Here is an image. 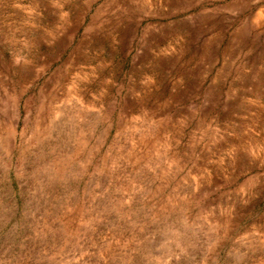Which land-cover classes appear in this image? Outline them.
Masks as SVG:
<instances>
[{
  "label": "rangeland",
  "instance_id": "374dc122",
  "mask_svg": "<svg viewBox=\"0 0 264 264\" xmlns=\"http://www.w3.org/2000/svg\"><path fill=\"white\" fill-rule=\"evenodd\" d=\"M0 264H264V0H0Z\"/></svg>",
  "mask_w": 264,
  "mask_h": 264
}]
</instances>
